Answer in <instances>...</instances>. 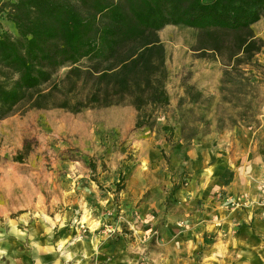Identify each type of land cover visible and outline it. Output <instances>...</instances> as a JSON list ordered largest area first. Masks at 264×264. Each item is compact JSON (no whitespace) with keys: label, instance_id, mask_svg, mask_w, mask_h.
Wrapping results in <instances>:
<instances>
[{"label":"rangeland","instance_id":"rangeland-1","mask_svg":"<svg viewBox=\"0 0 264 264\" xmlns=\"http://www.w3.org/2000/svg\"><path fill=\"white\" fill-rule=\"evenodd\" d=\"M0 23L2 29L15 32L9 22ZM252 29L264 41V15ZM159 35L166 50L170 101L151 128H135L136 110L129 103L83 109L81 118L93 121L88 125V152L75 144L80 137L75 131L78 112L67 114V123L57 111L51 115L59 119L54 123L57 134L36 124L26 134L14 132L27 110L39 114V108L28 107L27 99L0 120V264L247 262L241 260V235L236 229L225 233V227L181 251L177 233L185 227V207L178 206L172 188L187 182L188 174L171 172L170 166L179 145L264 126V47L251 63L226 66L225 58L200 56L194 50L205 37L194 28L167 26ZM217 69L221 76L215 81ZM224 69L241 71H232L233 79L227 82ZM65 71L60 69L52 81L60 80ZM193 96L196 102H191ZM216 196L224 205L225 193ZM214 205L219 206L217 200ZM168 224L174 234L165 230ZM248 247L264 263V244Z\"/></svg>","mask_w":264,"mask_h":264},{"label":"trees","instance_id":"trees-1","mask_svg":"<svg viewBox=\"0 0 264 264\" xmlns=\"http://www.w3.org/2000/svg\"><path fill=\"white\" fill-rule=\"evenodd\" d=\"M263 15L264 0H0V20L15 30L0 23V119L25 99L29 108L72 113L129 103L135 128H151L170 99L159 30L194 28L205 35L200 56L239 66L264 47L252 29ZM232 71L241 69H224L227 82Z\"/></svg>","mask_w":264,"mask_h":264},{"label":"crops","instance_id":"crops-1","mask_svg":"<svg viewBox=\"0 0 264 264\" xmlns=\"http://www.w3.org/2000/svg\"><path fill=\"white\" fill-rule=\"evenodd\" d=\"M167 26L182 25H166L165 27ZM205 70L207 74L211 72V69ZM220 73V69L214 71L217 78L215 81L220 78ZM61 110L63 111L62 108L49 110L39 108V114L35 115L31 113L32 109H29L22 119H17L19 124L15 126L14 132L26 134L29 132L28 127L31 128L33 124H36L43 131L45 127H51L49 133L57 134L58 130L54 127V123L59 119L64 123L71 120V117L67 115L70 112L60 113ZM54 113L59 114V119L51 116ZM80 113H77L78 126L75 129L80 137L75 144L83 150L92 152L86 147L91 139L89 124L93 121L82 119ZM7 118L9 117L0 120ZM69 128L72 130L70 125ZM227 134L222 132L218 135H210L205 141L201 140L196 145H179L173 150L175 160L171 162V172L185 170L188 174L187 182L178 183L179 187L173 192L178 206L185 207L183 210L185 227L178 231L177 234L180 237L178 241L184 248L181 249L182 251L186 250L191 242L202 241V235L210 231L220 234L223 227H225V233L236 229L241 235V244H243L241 260L247 261L245 264H256L259 262V254L248 245L261 247V244H264V206L225 207L229 200L222 205L223 200L216 199V193L222 191L229 199L239 195L253 200L258 197V182L264 175V126L255 129L238 128ZM175 178L177 177H172V179ZM216 200L219 203L217 207L214 205ZM199 203H202L201 207ZM224 223L227 225L223 226ZM165 230L175 233L169 224ZM208 241L207 238L206 242ZM205 250L210 249L207 247Z\"/></svg>","mask_w":264,"mask_h":264},{"label":"built area","instance_id":"built-area-1","mask_svg":"<svg viewBox=\"0 0 264 264\" xmlns=\"http://www.w3.org/2000/svg\"><path fill=\"white\" fill-rule=\"evenodd\" d=\"M223 199L225 201L229 200V203L232 204V206H236L238 208L249 207L251 205L264 206V175L260 178L258 182V197H256V199L253 200L248 197H243L241 195L230 199L228 197H224Z\"/></svg>","mask_w":264,"mask_h":264},{"label":"bare ground","instance_id":"bare-ground-1","mask_svg":"<svg viewBox=\"0 0 264 264\" xmlns=\"http://www.w3.org/2000/svg\"><path fill=\"white\" fill-rule=\"evenodd\" d=\"M85 220V216H82L81 221L83 222Z\"/></svg>","mask_w":264,"mask_h":264}]
</instances>
